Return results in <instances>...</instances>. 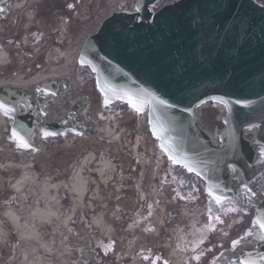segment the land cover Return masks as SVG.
<instances>
[{"label":"water","instance_id":"95a60500","mask_svg":"<svg viewBox=\"0 0 264 264\" xmlns=\"http://www.w3.org/2000/svg\"><path fill=\"white\" fill-rule=\"evenodd\" d=\"M155 5L138 0L137 12H112L86 41L80 62L106 99L131 98L141 111L149 105L151 132L167 155L200 173L225 164L246 168L254 154L239 146V132L264 128V7L252 0H173L153 12ZM51 87L45 83L37 93L47 96ZM20 94L0 88V103L14 109L0 111L13 118L12 133L31 145L46 103L37 110ZM210 99L224 104L230 118L229 141L220 147L197 123L198 107ZM255 143L264 157V136Z\"/></svg>","mask_w":264,"mask_h":264},{"label":"rangeland","instance_id":"374dc122","mask_svg":"<svg viewBox=\"0 0 264 264\" xmlns=\"http://www.w3.org/2000/svg\"><path fill=\"white\" fill-rule=\"evenodd\" d=\"M111 0H84L85 5L81 4L79 6L78 0H46L45 2H40L38 4V8L34 7L37 12L34 11L35 14V20H36V27H38V32L30 31L29 36L30 39L33 41L34 39H37L36 41V47H35V54H32V52H23L22 62L24 63H33L35 62L30 69L24 67L22 68L20 66L19 61L17 62V67L14 66L12 69L8 70L7 72L9 75L6 80L11 79L13 73H17L15 69L20 70L21 72L29 73L30 70H35L38 67V62H40V66L42 68L46 67L48 64L53 66L60 65L59 62L56 61V59H53L52 57L49 58L48 62H45L44 59V53L45 50L54 42L56 36L54 35V31L57 27H63L66 24H68V27H64V34L69 38L71 41L73 50L78 48H81L82 42L84 39L91 33L95 32L101 21L106 17L109 12L111 11V6H108V2ZM118 1V0H117ZM136 0H126L125 6L127 9H132ZM264 1V0H263ZM117 3V2H116ZM119 7L116 6L114 9H117ZM51 8L50 11H48ZM16 15L18 17H16ZM12 19L19 18L20 20V14L19 12L12 13L10 15ZM19 26L22 28L21 23H19ZM6 32L4 30L2 34H0V37ZM21 32H24L25 30H21ZM22 35V36H23ZM41 39V40H40ZM78 51V50H77ZM77 57V56H76ZM72 63H75V54L72 56ZM39 66V67H40ZM74 68V66H73ZM76 65L74 68L73 73L75 74ZM1 70V68H0ZM5 70V69H4ZM19 73V72H18ZM25 74V73H23ZM75 78V77H73ZM86 73L84 71L81 72V79H76L74 86L76 87V90H80L81 93L87 95V98L90 102V107L87 110V115L93 117L92 119L96 122L94 129H102L103 126L106 125V120H108L111 124L114 123L117 125L119 129L123 131L122 135L124 137L125 142H129L131 140V136H134L135 134H139L141 138H143L147 142L146 150L150 151V153L154 152V147L152 145V139L150 137V134L148 130L146 129V118L144 119H138V117L135 116V114L131 111H129L126 107L123 105H120L118 108L114 109L112 112L108 109H104L102 107V102L100 95L98 91L95 88L94 81L91 79H86ZM84 80V81H83ZM33 86V85H32ZM31 87V85H30ZM216 113L217 110L212 105H206L204 106L200 111V122L206 126L209 129H212L215 124H219V122L216 120ZM133 134V135H132ZM9 136V126H3L0 128V152L5 154H12L16 158L11 160L13 163L14 160L22 159L19 156L23 155V158H28L26 154H21L18 156L14 152V143L8 139ZM136 136V135H135ZM94 142L99 143V147L102 146L105 141H100V139L92 134H88L87 137H80L73 141L66 142L63 141L62 143H57L56 141L52 142H43V149L40 150L45 156L48 157V161L52 165L53 161L62 162L64 161L63 157L57 156L52 157L53 154H62L64 157H66V167L67 166H73L76 165V160L80 158L82 154L87 152L86 149L87 146L91 145ZM108 147L111 148V150L116 147H118L116 144H113V146L110 145V142L107 143ZM109 148L105 153H109L112 155L111 152H109ZM117 149V148H116ZM121 153V151H120ZM10 155V156H12ZM114 155V154H113ZM112 155V156H113ZM34 162V159H32ZM5 162V161H4ZM75 162V163H74ZM110 162L117 164L119 163L122 167L124 166V170H121V173L118 175V177L115 179L112 184L113 186L110 187L111 190H113V193L108 196L107 191H105V195L103 198L104 201L107 203V207L105 209L108 217V221L111 222L115 226L116 234L118 233H124L125 235H129L128 231L125 232L122 230L123 225L122 222L126 218L125 222L128 224V222H133L135 220L134 215L139 214V210L142 207V202L140 200V186L144 182H153V180L149 179H143V174L141 172L146 171L150 172L151 170H154L156 172V167L152 169L150 160L147 162V166L145 165V160L142 162L139 161V166L134 167V160H132V156L125 155L124 153H121L120 155H114L112 159H110ZM74 163V164H73ZM73 164V165H72ZM132 165V166H131ZM63 169V168H62ZM161 169V166H160ZM8 175V174H7ZM6 175V176H7ZM16 175V174H15ZM15 175L3 177L0 173V196H11L9 191V181L12 179ZM172 174L170 171L165 169L163 180L171 179ZM161 180L159 179V190L158 195L159 197H169L173 193V185L168 183H160ZM181 185V184H179ZM104 190V189H103ZM163 191V192H160ZM104 191H102L103 193ZM178 203H182L181 200L178 198ZM85 214L81 213L77 216L76 220L68 227L63 229L65 238L68 240L70 247H73V245L80 244V243H86L85 246L93 247L94 242L93 235L90 234L89 228H87L85 221L83 220V216ZM122 225V226H121ZM120 226L122 228H120ZM9 239L11 242L6 243L3 246V250L6 255H1L2 249L0 246V264H2L3 261H5V264H8L9 262L12 264L15 261H17L20 253V249L23 250V244L19 243L18 241H15L14 238V231L10 230ZM79 232V233H78ZM141 232V231H140ZM143 239L150 238L147 240H150L149 242L153 243L155 239L154 237H151V235L148 233L142 234ZM78 238L80 240H78ZM159 240V238H158ZM119 248L124 250L126 252L127 250L124 249V241L121 240V245L119 244ZM69 247V248H70ZM84 246H81L82 248ZM93 249V248H92ZM97 250V257L101 258V264H112L109 260V255L112 253L108 251V249L103 247H95ZM86 250V249H85ZM22 252V251H21ZM111 253V254H110ZM76 255V254H75ZM78 261V258L76 259ZM69 261V259H68ZM70 260L69 262H71ZM76 261V262H77ZM75 264V263H70ZM76 264H82L80 261H78Z\"/></svg>","mask_w":264,"mask_h":264},{"label":"bare ground","instance_id":"6f19581e","mask_svg":"<svg viewBox=\"0 0 264 264\" xmlns=\"http://www.w3.org/2000/svg\"><path fill=\"white\" fill-rule=\"evenodd\" d=\"M30 0H13L12 9L14 12L20 11L26 21V30L29 31L31 22L33 21V14L29 10ZM79 6L81 4L85 5L84 0H78ZM117 2V3H116ZM121 3H126V0H111L108 2V6H111V10ZM68 26V25H67ZM0 25V30H1ZM28 34H26L25 42H29ZM34 41L30 42V45ZM29 44L26 48H29ZM73 44H70L61 54L58 66H53L48 64L45 68L40 71H35L33 74L28 75L27 79L21 74H18L11 79L6 80L4 77V72L0 70V86L4 85H19L28 86L36 84L48 77H59L61 75L72 76V56L76 55L78 48H72ZM36 44L31 46V50H34ZM9 55L7 47L0 49V65L3 68H8ZM6 123L5 117L0 113V128ZM135 145L132 150L135 151L137 144H141V138L138 136L134 141ZM107 149L106 145L103 148H99L97 145L90 146L89 150L95 152L96 160L99 161V172L97 174L98 190L101 188L102 184L109 179L112 175L114 169V164L110 162L108 158L111 155H103ZM137 157H139V152L135 151ZM12 154H5L0 152V173L4 177L8 174L15 173V169L12 168V164L7 162L3 164V160H10L13 156ZM29 157L34 159V167L29 169L21 178L18 184L14 186L16 191V198L11 196H0V246L1 248L5 245V239L7 237V230L12 229L11 225L19 229L18 237L20 242L23 244V253L19 258L18 263L14 264H68L67 259L70 256L65 247L68 246L67 240H61L63 236V228L65 224L69 221L70 217L78 209L79 212L82 209H86V200L83 199V192L85 190V184L91 178L95 172L88 173L89 175H82L81 166L76 168L72 179L69 182H63V184H57L58 181H52L51 175V164L48 161V157L42 152H37L34 154H29ZM61 156L64 161L58 162L53 161L55 167L58 169V173H62L66 168V157L62 154H53L52 157ZM85 156L82 160L85 163L90 157L93 156L92 152L84 154ZM95 160V161H96ZM95 162H93L94 164ZM10 166V168L8 167ZM48 176V177H47ZM91 176V177H90ZM47 177V178H45ZM92 179V178H91ZM64 190L70 192L68 196ZM10 191V190H9ZM14 191V192H15ZM12 192V193H14ZM99 193V191H98ZM150 197L152 200L156 199L155 189L150 191ZM100 207V212L94 218L93 223L96 226L101 227L103 232L109 236L113 237L114 232L109 224L107 214ZM81 208V210H80ZM64 211V212H63ZM5 214L9 219L3 217ZM55 217V218H54ZM160 221L154 225L155 232L153 234L160 233L162 225ZM142 235H139L138 241L141 242ZM139 246V245H138ZM1 252V250H0ZM2 253L4 251L2 250ZM121 250L117 247L111 255L110 259L116 264L115 260L120 256ZM128 253V252H127ZM124 254H121L123 256ZM131 258V257H130ZM129 258V259H130ZM175 264H180L179 257L176 255H171ZM117 261V260H116ZM121 263V262H120ZM135 263V262H134ZM133 263V264H134Z\"/></svg>","mask_w":264,"mask_h":264},{"label":"flooded vegetation","instance_id":"af4514ba","mask_svg":"<svg viewBox=\"0 0 264 264\" xmlns=\"http://www.w3.org/2000/svg\"><path fill=\"white\" fill-rule=\"evenodd\" d=\"M178 169L186 182L192 179L183 168ZM197 182L203 181L198 179ZM255 183L248 191H240L238 199H226L222 204L215 203L207 191H188V197L182 191L180 197L185 203L174 204V212L168 214L166 221L170 223L171 219L185 218L184 225L180 226L177 222L171 226L177 235L174 249L185 251L186 262L191 259L194 264H264V259H261L264 257V239L253 238L252 227L254 217L264 206V172ZM179 192L175 191L176 194ZM200 196L203 197L202 203L198 202ZM244 212L247 215L244 216ZM152 215L153 211H150L145 216L146 224ZM225 233L229 235L226 240H215L217 235ZM233 235L237 236L231 237ZM233 241L239 243L233 244ZM152 253H143V264H168L162 260L165 255L162 250Z\"/></svg>","mask_w":264,"mask_h":264},{"label":"snow or ice","instance_id":"6c2138e0","mask_svg":"<svg viewBox=\"0 0 264 264\" xmlns=\"http://www.w3.org/2000/svg\"><path fill=\"white\" fill-rule=\"evenodd\" d=\"M128 104H130L133 109L136 111V112H140L141 111V108L140 107H137V101H134L133 99L129 98V100L127 101ZM159 103L161 105H164L166 104L165 101L163 100H160ZM106 106H107V102H106ZM0 109H4L5 111V114L7 115L9 112H12L14 111V109H10V108H7L4 104L0 103ZM75 131V130H73ZM155 134V133H153ZM13 137L16 138V142L19 144V146L21 148H24V149H29L31 148V145L28 143V141H26L24 138L20 137L15 131H13L12 133ZM45 136H54V135H57V133H52V132H45L44 133ZM160 137L157 136V139H159ZM233 150L235 151V146H233ZM168 159L174 164V165H178V166H181L183 168H186L187 171L189 173H195V175L197 177H199L201 174L200 172L196 171L194 167H192L190 164H187V163H182V161L180 159H178L175 155H172V154H169L168 155ZM228 167L232 170V171H235V168L232 167V165H228ZM249 191H251L249 189ZM209 196H211L214 200L215 203L217 204H222L224 199L223 197L221 196H218L216 195L213 191L209 190V193H208ZM210 211V210H209ZM215 219L219 220V217H216ZM259 228L261 229V232L264 233V223H260L259 224ZM249 235H251V233H249ZM261 239H264V235L261 236ZM236 243H239L238 241H233V244H236ZM261 259H264V257H261Z\"/></svg>","mask_w":264,"mask_h":264}]
</instances>
